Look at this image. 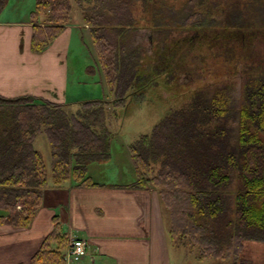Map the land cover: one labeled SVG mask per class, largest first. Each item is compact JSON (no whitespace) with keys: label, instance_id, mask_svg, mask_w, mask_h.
Returning a JSON list of instances; mask_svg holds the SVG:
<instances>
[{"label":"trees","instance_id":"1","mask_svg":"<svg viewBox=\"0 0 264 264\" xmlns=\"http://www.w3.org/2000/svg\"><path fill=\"white\" fill-rule=\"evenodd\" d=\"M11 1L0 0V13ZM249 3L36 0L32 51L44 53L80 14L111 100L0 96V224L30 228L49 188H102L90 168L112 159L110 119L164 84L182 101L131 143L135 180L116 187L158 193L184 264H254L243 253L264 243V0ZM140 31L147 49H130L128 34ZM68 242L55 218L33 264H66Z\"/></svg>","mask_w":264,"mask_h":264},{"label":"crops","instance_id":"2","mask_svg":"<svg viewBox=\"0 0 264 264\" xmlns=\"http://www.w3.org/2000/svg\"><path fill=\"white\" fill-rule=\"evenodd\" d=\"M15 22L2 21L0 15V96L8 99L31 96L58 105L100 100L95 91L94 99L88 94L83 97L80 95L83 84L79 82L73 88L71 82L72 43L74 36L86 41L87 26L76 22L75 29H68L44 53L36 54L32 51V23ZM89 39L92 40L90 33ZM90 72L82 71L83 77L87 78ZM92 72L93 86L104 99L106 85L95 68ZM128 159L132 162L131 156ZM101 166L90 172L94 182L95 178L105 180L108 166ZM117 185L107 183L102 188L80 189L66 184L46 190L43 207L30 228L0 224V264H33L54 231L55 218L69 239L62 252L66 264L72 239L85 244L86 256L79 264H174L171 254L174 248L168 240L166 214L158 193ZM175 253L176 264L186 263L179 251Z\"/></svg>","mask_w":264,"mask_h":264},{"label":"rangeland","instance_id":"3","mask_svg":"<svg viewBox=\"0 0 264 264\" xmlns=\"http://www.w3.org/2000/svg\"><path fill=\"white\" fill-rule=\"evenodd\" d=\"M35 1L36 0H12L9 4V7L0 13L2 21H10L13 24L16 23L15 21H19V23L27 24V21L30 20V13L35 8ZM171 3L176 4L177 7L181 6L184 2L188 0H170ZM231 4L241 1L242 4L245 1L251 2L252 0H228ZM197 0H191L192 5H196ZM140 7L139 10L134 13L135 15H140ZM179 9V8H177ZM176 10V9H175ZM251 14V13H250ZM176 14H173L171 18H175ZM198 18H196V22ZM78 25H84L80 14H78L77 18ZM182 24V21H178L175 26H179ZM72 29H75V23L71 26ZM77 32V30L75 31ZM146 31H140L138 33H130L128 34V41H131L130 49H135L144 46V42H148V37L146 36ZM163 32V31H162ZM79 34V33H78ZM193 34H190L192 36ZM74 36V41L72 43L71 49V65H72V85L73 88L76 87V84L79 82L83 84L81 94L83 97L88 94L89 98L96 97L93 91L97 92V97L102 98L103 95H99L98 90H96L95 86H93L94 75L93 70L94 68L99 73L102 81L106 85V81L104 79V75L99 66V60L97 57L96 50L94 48V44L92 40L89 39V33L87 36V28H86V41L81 40V38H77ZM133 38V39H132ZM146 38V39H145ZM133 43V45H132ZM145 49H147L145 47ZM82 71L88 73L87 78L83 77ZM89 83V84H88ZM188 85H184V87L189 86L193 88L194 85L192 83V79L187 82ZM184 87H180V90L186 91ZM106 91L105 94L107 100H111L108 95V88L107 85L105 87ZM173 88V90H172ZM165 86L164 84L160 85V89L157 93H152V95H148L143 101L138 103H131V105L127 108L126 114L124 115L123 119L119 121H115L114 117L110 119V130L112 133L117 134L113 141H112V159L108 163L103 164V166H108L105 171L104 182L103 180H98L95 178L97 183L100 184H107L110 185H128L133 180H135V167L132 162H129L128 156H131V152L129 150V146L132 142H134L140 135L148 134L151 132L154 124L158 122L165 114V111L171 108L173 103H179V99H175V87ZM164 92V93H163ZM163 93V94H162ZM183 94V93H181ZM161 95V97H160ZM163 95V96H162ZM40 149L44 153L47 158V165L50 167V157L47 150V144L43 141L39 144ZM129 154V155H128ZM101 166L99 164L93 165L90 169V172L97 171ZM173 250V249H171ZM173 263L176 264V260L178 255L174 251H171ZM183 255V254H182ZM185 258V256H183ZM243 258L249 260L254 264H264V243L259 242H246L245 243V251L243 253Z\"/></svg>","mask_w":264,"mask_h":264},{"label":"built area","instance_id":"4","mask_svg":"<svg viewBox=\"0 0 264 264\" xmlns=\"http://www.w3.org/2000/svg\"><path fill=\"white\" fill-rule=\"evenodd\" d=\"M66 256L73 264H79V262L86 256L84 242L79 239H72L69 243Z\"/></svg>","mask_w":264,"mask_h":264},{"label":"bare ground","instance_id":"5","mask_svg":"<svg viewBox=\"0 0 264 264\" xmlns=\"http://www.w3.org/2000/svg\"><path fill=\"white\" fill-rule=\"evenodd\" d=\"M66 259H67V262H68L69 264H73L71 261L68 260V258H66ZM81 261H82V260H81ZM81 261H80V262H81ZM80 262H79V263H80Z\"/></svg>","mask_w":264,"mask_h":264}]
</instances>
